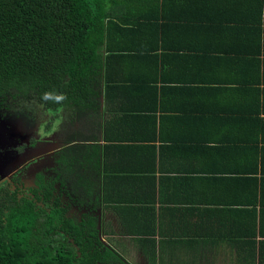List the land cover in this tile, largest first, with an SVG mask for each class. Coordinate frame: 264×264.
I'll return each mask as SVG.
<instances>
[{
	"label": "crops",
	"instance_id": "obj_1",
	"mask_svg": "<svg viewBox=\"0 0 264 264\" xmlns=\"http://www.w3.org/2000/svg\"><path fill=\"white\" fill-rule=\"evenodd\" d=\"M233 1L137 0L123 8L116 34L140 15L150 22L143 34L136 28L113 44L138 46L155 36L156 24L161 47L112 59L113 87L104 84L101 115L87 128L91 154L103 160L102 205L116 223L136 216L144 225L150 217L158 232L161 224L182 225L200 237L194 241L207 242L206 263L219 260L217 241L236 232L256 250L245 263L264 264V7L258 17L261 3L254 1L261 0H245L251 3L237 10ZM157 236L165 262L191 263V252L174 255L175 244ZM224 247L218 256L235 262Z\"/></svg>",
	"mask_w": 264,
	"mask_h": 264
},
{
	"label": "flooded vegetation",
	"instance_id": "obj_2",
	"mask_svg": "<svg viewBox=\"0 0 264 264\" xmlns=\"http://www.w3.org/2000/svg\"><path fill=\"white\" fill-rule=\"evenodd\" d=\"M61 103L0 89V264H164L158 247L145 245L149 236L103 208V160L91 154L87 128L97 116L69 119L74 106ZM16 235V249L5 248Z\"/></svg>",
	"mask_w": 264,
	"mask_h": 264
},
{
	"label": "trees",
	"instance_id": "obj_3",
	"mask_svg": "<svg viewBox=\"0 0 264 264\" xmlns=\"http://www.w3.org/2000/svg\"><path fill=\"white\" fill-rule=\"evenodd\" d=\"M136 2L137 0H0V89L9 86L25 95L35 94L42 100H46L50 107L57 105V97H63L60 100L63 103H61L62 106L66 108L74 106L69 119L75 115L99 117L101 89L104 84V90L113 87L111 85L112 59L126 58L128 53L145 57L161 47L159 41L161 27L156 24L151 25L155 36L150 38L147 35L146 40L136 43L138 46L118 47L113 44L116 37H127V34L133 33L136 28H139L138 32L143 34V25L150 22L148 16L140 15V18L130 22V26L124 27L126 29H123L121 33L114 32L118 26L115 20L121 17L123 8H127L129 3ZM140 3H142L141 0ZM233 3L237 10L238 4L251 2L235 0ZM254 3H261L260 10H256L259 17L264 7V0L254 1ZM134 36L137 37L136 34ZM45 94L51 95L45 99ZM247 122L241 120V125ZM238 142L241 141L235 140V147ZM83 147L79 145L76 149L81 157L85 154ZM92 148L94 154L100 151L99 147ZM235 172L245 173L236 169ZM262 173L263 177L264 169ZM245 203L241 201L240 206ZM131 217L133 221L127 224L130 229L132 224L137 227L133 228L134 233L143 237L149 236L144 240L147 245L156 247L153 237L156 238L157 234H160L165 236L158 238L161 242L171 241L175 244L173 251L175 254L172 252L174 255L181 254L183 248L192 254L191 257L189 256L191 263H186L182 257H179L177 263L167 260L164 264H246L248 259L246 255L254 254L256 251L251 244L245 243L248 239H242V236L240 238V235L235 232V238L224 240V245L217 241L214 252L215 258L219 260L215 263H206L201 260V254L203 245L207 242L194 241L192 238L200 237L194 236L191 230L184 232L182 225L163 229L161 224L160 232H158L159 227L150 217L143 219L144 225L137 223L136 216ZM256 217L255 213L254 220ZM7 222H10V218H7ZM11 223L13 229L10 230V237H13L19 228L15 220ZM17 238L18 236L13 238L14 240H9L5 237L1 243L6 248L7 242L10 241V245L16 249ZM201 239L205 240L203 234ZM222 246H227L224 248L234 254L235 262L234 259L226 260L225 255L218 256ZM15 255L18 259L26 256L21 250H15ZM208 260L210 258H206L205 261ZM47 261V264L59 263L54 260Z\"/></svg>",
	"mask_w": 264,
	"mask_h": 264
},
{
	"label": "clouds",
	"instance_id": "obj_4",
	"mask_svg": "<svg viewBox=\"0 0 264 264\" xmlns=\"http://www.w3.org/2000/svg\"><path fill=\"white\" fill-rule=\"evenodd\" d=\"M50 95L51 94H45V99L49 98ZM62 99H63V97H57V101H60Z\"/></svg>",
	"mask_w": 264,
	"mask_h": 264
},
{
	"label": "water",
	"instance_id": "obj_5",
	"mask_svg": "<svg viewBox=\"0 0 264 264\" xmlns=\"http://www.w3.org/2000/svg\"><path fill=\"white\" fill-rule=\"evenodd\" d=\"M101 102H102V106H101V110L103 109V97L101 98Z\"/></svg>",
	"mask_w": 264,
	"mask_h": 264
}]
</instances>
